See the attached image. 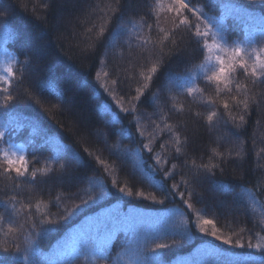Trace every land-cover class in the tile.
Masks as SVG:
<instances>
[{
	"label": "trees",
	"instance_id": "16d2710c",
	"mask_svg": "<svg viewBox=\"0 0 264 264\" xmlns=\"http://www.w3.org/2000/svg\"><path fill=\"white\" fill-rule=\"evenodd\" d=\"M114 1L0 0V12H7V16L0 17L3 47L9 56L17 58L18 73L24 69L23 73L17 74L20 78L23 75L22 83L12 79L9 91L16 97L12 102L15 111L6 119L4 129L20 125L12 141L27 144L30 171L44 167L54 170L48 177L38 173L35 182L30 177L23 182L17 181L18 187L0 175V202L7 203V210L4 203H0V216L4 217L0 222L3 228L0 231V257L6 264H32L31 256L28 261L22 259L24 249L32 247L41 253L40 262L43 264L56 244L85 223L87 218L92 221L105 209L118 206L125 211L132 209L147 215L150 222L145 220L144 225L149 231L165 226L164 221H167L166 230L161 231L160 238L156 240V243L170 245L160 250L165 264H229L234 258L249 254L264 258V251L247 247L249 240L253 244L264 243V87L246 79V93L233 89L232 96L240 100L249 98L247 110L242 105L238 106L231 96H218L215 89L201 78L199 65L203 63V56L194 38L183 30L184 44L181 47L187 45L185 50L177 55L176 49L169 44L165 47L166 55L159 60L156 57L145 60L138 56L141 49L126 37H121L113 46V32L122 22L127 23L129 16L136 23L141 22V17L153 23L149 6L156 3V0H135L134 4H124L121 0L126 14L124 21L112 23L109 27L107 12ZM162 2L167 5L171 0ZM230 2L244 6L254 16L264 15V0H191V6L219 18L225 12L221 3ZM45 3L48 8L43 7ZM171 16H160L159 27L171 29ZM189 20L196 22L191 15ZM229 23L234 33L228 36L229 42L242 41L240 28L231 21ZM259 23V20L254 21V25ZM102 26L105 28L103 34L109 28V42H104L103 35H99ZM143 31L145 35L149 34L146 27ZM151 36L153 40L157 38L155 27ZM29 59L31 70H28L31 65L24 64ZM153 63H159L160 70L155 76L160 80L150 84L140 101L132 100L136 88H143L141 73L147 75ZM104 66L113 72L114 80L127 87L133 85L127 91L129 96L117 97L116 92L107 93L99 74ZM189 73L196 76L197 86L204 89L203 96L216 101L214 107L207 103V109L201 110L190 100V95L178 91L175 83L169 81V74L184 77ZM237 78L242 79L239 70ZM170 84L175 85L174 92L172 87L166 92ZM224 99L229 101L227 111L221 103ZM2 101L3 95H0V103ZM127 101L131 107L135 106L132 111L126 108ZM213 110L218 115L209 125L207 116ZM241 115L245 123H241ZM162 117L167 118V124L178 126L182 140L187 137L185 152L189 164L193 159L197 165L209 163L211 159L212 163L224 168L223 172L217 170L215 176L202 178L197 185L190 183L189 188L199 195L193 196L189 202L206 219L214 220L218 235L230 237L232 244L200 232L195 226V214L178 196L175 200L166 198V194L145 178V172L155 166L153 157L159 154L162 160L167 161L161 165L163 169H170L172 164L180 166L176 170L180 174L175 176V180L167 179L169 187L181 179L191 181V171L182 166L184 157L173 158L176 154L171 134L165 129ZM129 129L131 137L121 134ZM138 132H143V137ZM56 140L78 151L82 159L74 161L66 157L59 163H53ZM150 141L153 152L144 150L137 156L135 153L141 142L148 144ZM5 146L0 142V147ZM85 148L93 156H99L104 165L89 157L84 152ZM212 149L224 154L223 162L212 155ZM237 152L241 153L240 157L236 156ZM60 164L66 166L65 170L60 169ZM113 179L117 182L115 187ZM99 185H103L109 195L92 203V198L100 195ZM125 186L132 189L133 196L119 192V188ZM141 191L147 199L137 195ZM178 191L185 189L181 186ZM13 195L15 201L11 200ZM57 196L60 197L58 206ZM153 196L157 200L164 199V204L155 203L151 199ZM83 200L89 201L86 207L82 205ZM41 201L37 210L36 204ZM13 203L16 210L11 207ZM77 205L81 207L77 209ZM68 213L71 215L65 220ZM48 218L58 222L45 224L44 227L51 231L37 236L41 230L40 221ZM9 224L17 229L23 225V228L5 236ZM127 239L125 234L118 235L111 248V259L100 260L99 264H129L132 254L127 250ZM237 240L245 247L236 246ZM13 241L20 252L16 251ZM5 248L8 250L4 251ZM76 264H93V261L89 254L81 256Z\"/></svg>",
	"mask_w": 264,
	"mask_h": 264
},
{
	"label": "snow or ice",
	"instance_id": "6c2138e0",
	"mask_svg": "<svg viewBox=\"0 0 264 264\" xmlns=\"http://www.w3.org/2000/svg\"><path fill=\"white\" fill-rule=\"evenodd\" d=\"M116 7L114 9L110 8L113 15L119 13V19L123 21V4L121 0H115ZM124 4H134L135 0H123ZM221 6L225 9V12L219 18L208 16L203 12L202 9H197L191 6V0H171V3L165 5L162 0H156L154 6L150 7V15L153 16V23H149L144 17H141V24L138 26L136 21L129 16L127 23H121L120 26L113 32L112 41L113 46L116 42L120 40L121 37H126L128 41L135 39L137 42L136 46L141 49L138 56H142L145 60H151L156 57L158 60L162 58L165 53V47L169 44L176 49L177 55H179L185 48L181 45L184 44V35L182 30L189 34L190 38H194L195 44L198 47L200 54L203 56V63L199 65V70L201 78L204 80L206 85L215 88L216 94L231 96V99L239 106L242 105L245 110L249 108V98L243 100L238 99L236 96H232L233 89L237 92L248 91L247 84L241 83L237 78L238 70L246 79H251L253 84L261 83L264 84V15L259 17L252 15L244 6L237 5L234 2L227 4L221 3ZM44 8H48L49 5L45 3ZM158 10H163L171 13L172 28L165 29L159 27L161 23V18ZM187 13V14H185ZM189 15L194 17L195 23L189 20ZM7 16V12H0V17ZM259 20L260 23L254 25V21ZM235 23L240 28V35L243 37L242 41H233L229 43L228 36L233 35L231 32V24ZM7 25H5V28ZM147 28L148 35H144L143 29ZM157 32V38L153 40L151 33L153 28ZM89 32L91 29L88 30ZM105 28L102 26L99 30V35H103ZM259 37V39H257ZM191 43V39L189 40ZM123 55V53H121ZM17 58L12 57L11 59H5L2 64H0V95H3V101L0 103V108L7 109L3 112V118L8 119L15 111L12 102L16 99L12 92L9 91L11 87L12 79L15 77V71L13 70V65L16 64ZM26 66L31 65V60L24 61ZM159 70V63H153L149 68L147 75L141 73V76L146 83H144L143 88H136V95L132 97L134 101H140L141 96L144 95V89L148 88V82L152 81L153 76ZM23 73L24 69H20ZM107 75V73H105ZM23 75L20 78V82H23ZM99 79V76H97ZM169 81L175 83L178 91L186 93L188 95H193L194 93L204 94V89L199 88L196 84V76L189 73L184 77L173 76L169 74ZM116 80L112 83L116 84ZM103 86V85H101ZM27 94V90H26ZM114 98V97H113ZM175 100V97L172 98ZM255 100V97H251ZM210 106H215L216 101L213 99H208L206 101ZM36 103H40L36 100ZM223 109L227 111L229 109L228 99L221 101ZM173 104V108H175ZM126 111V110H125ZM197 116L200 113H196ZM217 111H211L207 116V121L209 125H212L213 118L217 117ZM229 117L231 113L228 112ZM165 121V129L171 134V140L173 143V150L175 152L174 159H181L182 166L188 168L191 173V181L181 179L179 183H172L170 187L167 184V179L175 180V176L180 174L176 170L180 167L177 164H172L171 168L165 170L161 167L163 163H167L161 159L159 154L153 157L155 160V166L145 172V178L150 181L153 186H155L161 193L166 194V198H171L175 200L178 196L180 200L184 203L187 209L192 210L195 214V226L199 228V231L206 233L218 240H223L225 244H232L233 241L230 237L225 238L222 235H218L219 229L216 228L214 220L206 219L202 215L201 211L195 209L193 203L189 202L193 196L198 197V193L194 192L189 188V184L197 185L202 178H207L208 176H215L216 171L223 172L224 168L220 164H214L209 160V163L197 165L195 160L189 164V158L186 155L185 148L188 145V139L185 137L181 139L180 132L177 127L167 124L166 117H162ZM241 123H245V118L243 115L239 117ZM15 124V121H13ZM20 125L15 124V126H8L6 129L0 130V142L8 145L7 147H0V175H3L6 179L12 181L15 187L19 184L17 181L23 182L28 177L31 178L32 182H35L38 173L42 177H48L54 170L49 167H44L41 169L29 170L27 157L25 155L27 148L23 143L13 144V135L19 130ZM159 127V126H157ZM71 131V129H69ZM122 135L132 136L131 130H124ZM140 137H143V132H138ZM56 144V157L53 163H59L61 159L66 157L74 161H80L82 159L80 153L75 149H72L66 144H60L59 140L54 141ZM147 150V152H153L151 146V141L148 144L141 142L140 149H137L136 155L139 156L141 153ZM89 157H93L94 160L104 165V161L100 160L99 156H93V153L88 151L87 148L84 149ZM212 155L224 161V154L212 149ZM229 157H231V152H229ZM237 157L241 156L240 152L236 153ZM141 161V165H143ZM65 165L60 164V169L65 170ZM143 170V169H142ZM14 173V176L12 175ZM159 175V179L156 177ZM116 180H112V185L115 187ZM215 183V182H214ZM183 186L185 191H178V189ZM5 189L7 185L4 186ZM100 195L92 198V203H97L104 197L109 195L108 191L104 190L103 185H99ZM119 192L126 194L127 196H133V191L131 188L125 186L119 188ZM7 194V193H6ZM138 196L147 199L145 194L141 191L137 193ZM187 195V198H186ZM16 197L13 195L11 197L12 201H15ZM57 206L60 197L56 198ZM155 203L164 204V199L157 200L155 196L151 197ZM197 202H201L197 199ZM4 203L5 209L7 210V203ZM41 202L36 204L37 210L41 206ZM89 204L88 200H83L82 205L87 206ZM12 209L16 210L15 203L12 204ZM31 207V205H27ZM81 205H77L76 208L79 209ZM75 211V210H73ZM68 213L64 219L67 220ZM92 221L87 218L85 223H82L75 231L68 233L61 241H59L56 246L52 249L51 255L44 259L43 264H76V261L81 258V256L89 255L93 264H99L100 260H110L111 259V248L114 245L115 239L120 234H125L128 239L125 241L127 250L131 252L132 259L129 264H165L163 259V253L160 251L162 249L169 248L170 245L166 243H156V240L160 238V232L166 230V223L161 228L155 229V231H149L145 228L142 223L144 216L142 213L128 209L125 211L120 207H110L105 209L102 213L93 217ZM4 217L0 216V222H3ZM58 221H53L51 218L46 220L42 219L40 221L41 230L36 233L37 236L42 233H47L51 231L50 228L44 227L45 224H53ZM87 224V227L85 225ZM208 226H211L209 228ZM35 228V222L32 225ZM23 225H19V228H13L9 224L7 232H4L5 236L9 233L17 232L22 229ZM0 231L3 228L0 227ZM151 242V243H150ZM238 247H245L243 243L239 240L235 242ZM16 251L20 252V248L15 245ZM154 245V246H152ZM247 247L255 248L264 251V243L253 244L250 240L247 243ZM8 249L5 248L4 251ZM33 258L32 264H41L40 257L41 253L32 247L25 248L22 254V259L25 261L29 260V257ZM0 264H6V261L0 257ZM229 264H264V258H257L251 254L234 258L229 262Z\"/></svg>",
	"mask_w": 264,
	"mask_h": 264
},
{
	"label": "rangeland",
	"instance_id": "374dc122",
	"mask_svg": "<svg viewBox=\"0 0 264 264\" xmlns=\"http://www.w3.org/2000/svg\"><path fill=\"white\" fill-rule=\"evenodd\" d=\"M116 7V3L114 1V3L112 4V9H114ZM159 11V15L162 16V17H168L170 15H172L171 13H168L166 11H163V10H158ZM124 13V12H123ZM126 16V14L124 13V17ZM123 17V18H124ZM107 19H108V24H109V27H110V24L112 23H119L120 22V19H119V13H117L116 15H113L112 12L109 10V12H107ZM106 19V20H107ZM124 21V20H123ZM141 22L137 23V25H140ZM144 33V31H143ZM145 35V33H144ZM109 38H110V35H109V28L108 30L106 31L105 34H103V40L104 42H109ZM2 39L3 37L0 35V64L3 63V61L5 59H11L12 57L9 56V54L5 51L4 47H3V44H2ZM132 45H136L137 42L134 41L133 39L131 41H129ZM134 42V43H133ZM230 43V42H229ZM232 43V42H231ZM106 44V43H105ZM127 46V45H126ZM127 51H131V50H128L126 49ZM127 51H125L127 53ZM136 51V50H135ZM134 51V52H135ZM134 52H130V53H134ZM109 53H110V50H109ZM129 55V53H128ZM17 64H14L13 65V70L15 71V77L16 79H18V81L20 80V77L17 75V74H20V71L18 73V68L16 66ZM105 69H103L101 72H99L100 77H101V82L104 84L105 83V89H108V94H113L114 92H116V96H129L130 94L127 92L128 90H131V88L133 87V85L130 87H127L124 85V83L120 82L119 80H117L116 84H113L112 81L114 80L112 75H113V72H111L109 69H108V66H104ZM160 68V67H159ZM32 69V65L30 66V69L28 70H31ZM160 70V69H159ZM159 70L157 73H159ZM105 73H107V75H105ZM156 73V74H157ZM140 78V77H138ZM156 80H160V79H156V76L154 75L153 78H152V81L151 82H148V88L150 87V84H152L154 81ZM142 81H144L142 79ZM246 78L242 75V79H241V83H246ZM144 83H146V81H144ZM159 83V82H158ZM174 84H170L169 87H166V92H168V90L172 87L173 88V92L176 90V88H174ZM260 86H263L264 87V84H261L260 83ZM147 88V89H148ZM214 88V87H212ZM147 89H144V92L147 90ZM215 89V88H214ZM177 93V91H176ZM126 100V99H125ZM190 100L192 102H195L199 108L202 110V109H207V97H204L203 95H198L197 96V93H194L193 95H190ZM135 107V106H134ZM134 107H131L129 104H128V101H127V105H126V108H128L129 110H133ZM7 111V109H4V108H0V130H3L7 120L5 118H3V112ZM13 144H20V143H23L25 145V147L27 148V151H28V147H27V144L24 142V141H20V142H13ZM8 145H6L5 147H7ZM27 151L25 153L26 157H27ZM0 163H2V161H0ZM29 167V165H28ZM14 176V173L12 174ZM144 216V219L142 221L143 224H145L146 221L150 222L149 220V217L147 215H143ZM25 217H22L21 219H23ZM146 220V221H145ZM85 227H87V224L85 225ZM205 246V245H204Z\"/></svg>",
	"mask_w": 264,
	"mask_h": 264
}]
</instances>
